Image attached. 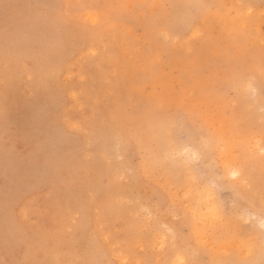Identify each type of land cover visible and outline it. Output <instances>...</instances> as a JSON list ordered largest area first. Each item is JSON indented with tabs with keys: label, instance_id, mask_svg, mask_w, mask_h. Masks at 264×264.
Wrapping results in <instances>:
<instances>
[{
	"label": "rangeland",
	"instance_id": "374dc122",
	"mask_svg": "<svg viewBox=\"0 0 264 264\" xmlns=\"http://www.w3.org/2000/svg\"><path fill=\"white\" fill-rule=\"evenodd\" d=\"M263 5L264 0H0V264H89L100 259L113 264H264V241L260 235L264 160L253 150L264 118L260 74L264 68ZM52 18L61 22L51 24ZM192 28L200 30L199 34H193ZM167 30L178 36L170 35L172 41H166L161 33ZM187 46L193 53L188 52ZM178 57L190 58L193 63L184 65ZM181 66H186L183 82L196 90L193 95H176L171 101L150 94L151 81L159 74L172 77V85L179 91L176 77L181 76ZM190 73L201 81L194 83ZM251 75L257 76L255 96L241 88ZM150 102L151 107L163 105L170 112L181 107L194 116L197 129L210 128L220 141V150L208 152L194 166L202 184L215 181L216 202L231 213V220L217 227L213 235L193 219V212L201 206L195 186L189 201L184 199L187 182L183 177L175 179L179 174L174 171L164 173L162 180L152 181L164 195L150 205L156 218L150 231L146 229L147 222L139 220L123 203L125 198L145 194L146 179L141 180L136 193L123 186L112 198L97 204L89 197V207H79L82 191L104 188L109 177L115 179L117 171L132 170L142 178L153 172L161 175L162 170L153 167L157 144L147 125ZM73 121L80 129L75 133L67 128ZM115 129L126 136H137L139 143L146 144L117 153L112 140ZM198 139V135L185 137L184 142L194 145ZM226 162H237L234 164L245 170L248 186L224 176ZM161 199L164 202L157 208ZM173 208L179 209L180 220L173 219ZM166 228L177 235L173 238ZM104 235L107 241H96L95 237ZM113 243L118 244L117 248ZM243 244L249 252H244ZM110 253L114 257L117 253L118 260ZM119 256L128 260L123 262ZM177 257L184 258L179 261Z\"/></svg>",
	"mask_w": 264,
	"mask_h": 264
},
{
	"label": "snow or ice",
	"instance_id": "6c2138e0",
	"mask_svg": "<svg viewBox=\"0 0 264 264\" xmlns=\"http://www.w3.org/2000/svg\"><path fill=\"white\" fill-rule=\"evenodd\" d=\"M137 7H143L137 6ZM160 7H163L162 5ZM159 19V17L157 18ZM59 18H52L49 23L58 25ZM166 41H172V37L167 32L161 33ZM95 55V52H92ZM261 84L264 85V68L261 69ZM245 89L253 96L256 95L258 87L256 86V77L249 76ZM238 91V89H237ZM264 113V108L261 109ZM148 128L152 131L153 137L157 144V151L154 158L153 167L162 170L161 175L157 176L154 172L151 176L141 177L132 170H125L123 173L117 171L115 179L109 177L108 184L102 189H86L79 194L78 204L81 209L89 207V197L92 203H100L106 199L112 198L118 194V191L127 186L133 192L140 189L141 180L146 179L148 182L144 184L145 194L135 198H127L123 203L128 210L135 213L136 217L146 223V229L150 231L151 223L154 220V211L150 204L156 197L163 198V192L155 186L152 181L163 179V174L168 171L178 173L177 179L183 177L186 182V191L184 199H188L193 191V186L199 197L198 203L201 207L193 212V219L200 225H203L207 234L213 235L216 228L225 224L231 218L229 209L222 204L216 202V191L218 185L215 181L202 184V177L195 172V165L210 151L220 150V141L214 135L210 128L201 126L199 129L195 127L196 121L194 116L184 111L181 107H177L174 112L165 109L163 105L151 107L148 106ZM70 132H77L80 129L76 125L67 127ZM199 136L197 143L190 145L184 142V138L189 139ZM112 140L117 153L121 151H131L134 147H139L137 137L133 135H124L119 129H115L112 133ZM253 150L259 154L264 160V118L261 120L259 138L255 141ZM122 158V157H121ZM223 174L231 181H239L241 186H248V180L244 176L243 169L232 164H225ZM235 188L236 186L233 185ZM151 194H148V193ZM239 195V193H238ZM163 199L157 202V208L163 203ZM69 211L72 205L69 204ZM261 212L264 213V198L261 200ZM172 215L174 220H180L179 209L173 208ZM255 219V217H252ZM187 218L185 217V221ZM75 223V221H73ZM243 226L242 224L240 225ZM260 235L264 241V216L260 219ZM72 229L69 228V231ZM103 232V228H101ZM170 235L175 236L172 229H168ZM104 243L107 237H96V241ZM163 247V243H161ZM79 264V262H77ZM89 264H113V261L100 259L90 261ZM181 264L183 262L181 261ZM242 264V262H238Z\"/></svg>",
	"mask_w": 264,
	"mask_h": 264
},
{
	"label": "bare ground",
	"instance_id": "6f19581e",
	"mask_svg": "<svg viewBox=\"0 0 264 264\" xmlns=\"http://www.w3.org/2000/svg\"><path fill=\"white\" fill-rule=\"evenodd\" d=\"M253 1H254V0H253ZM255 1H256V0H255ZM40 2H41V1H40ZM249 2H250V1H249ZM68 3H69V2H68ZM116 4H117V3H116ZM236 4H237V3H236ZM263 6H264V5H263ZM234 7H235V5H234ZM248 7H250V6H248ZM167 8H168V7H167ZM244 8H245V7H244ZM244 8H243V9H244ZM246 10H247V8H246ZM254 10H255V9H254ZM256 10H257V9H256ZM261 10H262V7H261ZM261 10H260V11L257 10V11H258L259 13H260V12H263V11H261ZM257 11H256V12H257ZM235 12H236V11H235ZM240 12H241V10H240ZM252 12H253V11H252ZM108 13H109V12H108ZM242 13H244V12H242ZM257 14H258V13H257ZM92 15H94V13H93ZM237 15H238V14H237ZM240 15H241V14H240ZM107 16H108V15H107ZM97 17H98V16H97ZM224 17H225V16H224ZM241 17H243V16H241ZM251 17H252V16H251ZM93 18H94V20H95V17H94V16H93ZM93 18H92V19H93ZM198 19H199V18H198ZM115 20H116V19H115ZM246 20H247V19H246ZM202 21H203V20H202ZM205 21H206V20H205ZM235 21H236V20H235ZM249 21H251V20H249ZM249 21H248V22H249ZM199 23H200V22H199ZM199 23H198V24H199ZM241 23H242V22H241ZM178 24H179V23H178ZM187 25H188V24H187ZM242 25H244V24H241V26H242ZM248 25H249V24H248ZM250 25H251V24H250ZM122 26H123V24H122ZM152 26H153V25H152ZM220 26H221V25H220ZM251 26H254V25H251ZM141 27H142V26H141ZM197 27H198V26H197ZM197 27H196V28H197ZM218 27H219V26H218ZM120 28H121V27H120ZM132 28H134V27H132ZM179 28H180V27H179ZM182 28H183V27H182ZM182 28H180V29L182 30ZM196 28H195V29H196ZM230 28H231V27H230ZM122 29H123V28H122ZM195 29H194V30H193V28L191 29V30H193L192 33L195 34V35H196V34H199V33H197V31H200V30H197V31H196ZM233 29H234V28H233ZM147 30H149V29H147ZM184 30H185V29H184ZM228 30H230V29H228ZM257 30H258V29H257ZM185 31H186V30H185ZM242 31H243V30H242ZM246 31H247V30H246ZM121 32H122V30H121ZM131 32H132V31H131ZM165 32L169 33L168 30L165 31ZM179 32H181V31H179ZM183 32H184V31H183ZM189 32H190V31H189ZM189 32H188V35H190ZM160 33H161V31H160ZM229 33H230V32H229ZM158 34H159V33H158ZM179 34H180V33H179ZM193 34H192V35H193ZM101 35H102V34H101ZM169 35H171V34L169 33ZM182 35H183V34H182ZM192 35H191V36H192ZM249 35H250V34H249ZM249 35H248V36H249ZM108 36H109V35H108ZM159 36H161V35H159ZM171 36H172V35H171ZM177 36H178V35H177ZM177 36H176V37H177ZM261 36H262V35H261ZM126 37H127V36H126ZM138 37H139V36H138ZM140 37H141V36H140ZM172 37H173V38H176L175 36H172ZM184 37H185V36H184ZM222 37H223V36H222ZM222 37H221V38H222ZM110 38H111V37H110ZM181 38H182V37H181ZM185 38H186V37H185ZM196 38H197V37H196ZM243 38H244V37H243ZM246 38H247V37H246ZM250 38H251V37H250ZM98 39H99V38H98ZM98 39H97V40H98ZM118 39H119V38H118ZM128 39H129V38H128ZM160 39H161V38H160ZM186 39H187V38H186ZM232 39H233V38H232ZM234 39H235V38H234ZM234 39H233V40H234ZM252 39H253V38H252ZM256 39H258V38H256ZM119 40H120V39H119ZM177 40H178V38H177ZM233 40H231V41H233ZM262 40H263V39H262ZM103 41H104V40H103ZM133 41H134V40H133ZM133 41H132V42H133ZM139 41H140V40H139ZM145 41H146V40H145ZM181 41H182V40H180L179 43H180ZM254 41L256 42V40H254ZM259 41H260V40H259ZM101 42H102V41H101ZM208 42H209V41H208ZM233 42H234V41H233ZM236 42H237V41H236ZM236 42H235V43H236ZM255 42H254V43H255ZM257 42H258V41H257ZM111 43H112V42H111ZM146 43H147V42H146ZM262 43H263V42H262ZM102 44H103V43H102ZM133 44H135V42H134ZM210 44H211V43H210ZM226 44H228V43H226ZM233 44H234V43H233ZM243 44H244V43H243ZM257 44H258V43H257ZM259 44H261V43L259 42ZM105 45H106V43H105ZM127 45H128V43H127ZM236 45H237V44H236ZM238 45H239V44H238ZM238 45H237V46H238ZM98 46H99V45H98ZM101 46H102V45H101ZM108 46H109V45H107V47H108ZM241 46H242V45H241ZM114 47H115V46H114ZM134 47H135V46H134ZM176 47H177V46H176ZM187 47H188V50H189L188 52H189V53H193L192 49H191L189 46H187ZM104 48H105V47H104ZM140 48H141V47H140ZM185 48H186V47H185ZM193 48H194V47H193ZM102 49H103V47H102ZM107 49H108V48H107ZM182 49H183V48H182ZM236 49H238V47H237ZM239 49H241L240 46H239ZM239 49H238V50H239ZM86 50H87V49H85L84 52H85ZM88 50H90V49L88 48ZM114 50H116V49H114ZM185 50H186V49H185ZM37 51H38V50H37ZM111 51H112V50H111ZM136 51H137V50H136ZM186 51H187V50H186ZM197 51H198V50H197ZM236 51H237V50H236ZM239 51H241V50H239ZM246 51H247V50H246ZM86 52H87V51H86ZM109 52H110V51H109ZM261 52H262V51H261ZM111 53H112V52H111ZM114 53H115V52H114ZM162 53H163V52H162ZM201 53H202V56H203V55H204L203 52H201ZM201 53H200V54H201ZM235 53H237V52H235ZM183 54H184V53H183ZM183 54H182V55H183ZM195 54H196V53H195ZM230 54H231V53H230ZM252 54H253V53H252ZM21 55H22V54H21ZM112 55H113V54H112ZM115 55H116V54H114V56H115ZM127 55H128V54H127ZM132 55H133V53H132ZM184 55H185V54H184ZM224 55H226V54H224ZM259 55H260V54H259ZM45 56H46V55H45ZM60 56H61V55H60ZM140 56H141V55H140ZM145 56H146V55H145ZM204 56L206 57V55H204ZM204 56H203V58L205 59ZM250 56H251V55H250ZM106 57H109V56L106 55ZM148 57H149V56H148ZM163 57H164V56H163ZM194 57H195V56H194ZM257 57H259V56H257ZM35 58H36V57H35ZM112 58H113V56H112ZM114 58H115V57H114ZM114 58H113V59H114ZM138 58H139V57H138ZM141 58H142V57H141ZM206 58H207V57H206ZM223 58H224V57H223ZM251 58H253V57H251ZM259 58H261V57H259ZM108 59H109V58H108ZM118 59H119V58H118ZM155 59H156V58H155ZM189 59H190V58H188L187 60H183V59H181L180 57H178V61H180V62H181L182 64H184V65H190V64L193 63V61H191V60H189ZM240 59H241V60H242V59H245V57H244V58H240ZM261 59H262V58H261ZM58 60H59V59H58ZM114 60H115V59H114ZM136 60H137V59H136ZM148 60H149V59H148ZM148 60H147V61H148ZM104 61H105V60H104ZM106 61H107V59H106ZM155 61H156V60H155ZM216 61H217V60H216ZM238 61H240V60L238 59ZM247 61H248V60H247ZM247 61H245V62H247ZM255 61H256V60H255ZM115 62H116V61H115ZM143 62H145V61H143ZM240 62H241V61H240ZM135 63H136V62H135ZM195 63H196V62H195ZM142 64H143V63H141L140 65L142 66ZM196 64H197V63H196ZM242 64H243V63H242ZM100 65H101V64H100ZM112 65H113V64H112ZM256 65H257V64H256ZM40 66H41V65H40ZM242 66H243V65H242ZM259 66H260V65H259ZM95 67H96V66H95ZM124 67H125V66H124ZM189 67H191V66H189ZM189 67H188V69H189ZM216 67H217V66H216ZM246 67H247V66H246ZM260 67H261V66H260ZM191 68H193V66H192ZM253 68H254V67H253ZM43 69H44V68H43ZM83 69H84V66H83ZM113 69H114V68H113ZM238 69H239V68H238ZM244 69H245V66H244ZM244 69H243V70H244ZM102 70H103V69H102ZM102 70H101V71H102ZM185 70H186V66H181V67L179 68V74H180L181 76H177V77H176V81H177V84H178V87H179V91H176L175 88H174V86L172 85V77H170V76H168V75H166V76H162V75L159 74V75H156V76L152 79V81H151V84H150V86H151L150 94H151V95H155V97H157L158 99H164V100H167L166 98H168V99L171 100V101L176 99V95H187V96H188V95H193L192 93H195L196 90L194 91V90L190 89L189 87H187V86L185 85L186 83H184V82H183V79H182L183 72H184ZM113 71H114V70H113ZM149 71H150V70H149ZM237 71H238V70H237ZM237 71H236V72H237ZM129 72H132V71H129ZM241 72L243 73L244 71H241ZM11 73H12V72H11ZM54 73H56V72H54ZM143 73H144V71H143ZM221 73H222V72H221ZM242 73H240V74H242ZM258 73H259V72H258ZM44 74H45V73H44ZM146 74H147V73H146ZM230 74L232 75V73H230ZM251 74H252V73H251ZM260 74H261V73H260ZM135 75H136V74H135ZM139 75H140V74H139ZM188 75H189V73H188ZM65 76H66V75H65ZM251 76H252V75H251ZM113 77H114V76H113ZM256 77H257V76H256ZM190 78L194 81V83H197V84H198V81H201V80H198L199 78L197 79L196 75H195V74H192V73H190ZM237 78H238V77H237ZM110 79H111V78H110ZM200 79H201V78H200ZM51 81H52V80H51ZM116 81H117V80H116ZM124 81H125V80H124ZM224 81L227 82V80H224ZM231 81H232V80H231ZM231 81H230V82H231ZM245 81H246V80H245ZM67 82H68V81H67ZM112 82H113V80H112ZM114 82H115V81H114ZM259 82H260V80H259ZM259 82H258V83H259ZM124 83H125V82H124ZM217 83H218V81H217ZM221 83H222V82H221ZM246 83H247V81H246ZM115 84H116V82H115ZM199 84H200V82H199ZM124 85H125V84H124ZM189 85H190V84H188V86H189ZM232 85H233V84H232ZM241 85H242L241 88H244V87H245V83H244V82L241 83ZM257 85H258V84H257ZM259 85H260V84H259ZM115 86H116V85H115ZM191 87H192V85H191ZM233 87L236 88L234 85L232 86V88H233ZM259 87H260V86H259ZM261 87H262V84H261ZM261 87H260V88H261ZM148 88H149V87H148ZM195 88H197V87H195ZM237 88H238V87H237ZM239 88H240V87H239ZM72 89H73V88H72ZM115 89H116V88H115ZM120 89H121V88H120ZM193 89H194V88H193ZM130 90H131V89H130ZM130 90H129V91H130ZM147 90H148V89H147ZM76 91H77V90H76ZM106 91H107V90H106ZM53 92H54V91H53ZM109 92H110V91H109ZM130 92H131V91H130ZM218 92H219V91H218ZM245 92H246V90H245ZM69 93H70V92H69ZM72 93H73V91H71V95H72L71 97H73L74 102H76V101H75V98H74L75 96H73ZM104 93H105V92H104ZM118 93H119V92H118ZM128 93H129V92H128ZM221 93H222V92H221ZM58 94H59V93H58ZM76 94H78V93H76ZM76 94H74V95H76ZM120 94H121V93H120ZM219 94H220V92H219ZM239 94H240V93H239ZM239 94H238V95H239ZM69 95H70V94H69ZM129 95H130V94H129ZM131 95H132V94H131ZM251 95H252V94H251ZM119 96H120V95H118V97H119ZM218 96H219V95H218ZM69 97H70V96H69ZM133 97H134V96H133ZM182 97H183V96H182ZM197 97H198L197 99L199 100L200 97H199V96H197ZM215 97H216V96H215ZM219 97H220V96H219ZM256 97H257V96H256ZM256 97H255V98H256ZM116 98H117V97H116ZM118 99H119V98H118ZM179 99H180V98H179ZM203 99H204V98H203ZM220 99H221V98H220ZM230 99H231V98H230ZM222 100H223V99H222ZM183 101H184V100H182V103H183ZM203 101H206V99L203 100ZM231 101H233V100H231ZM263 101H264V100H263ZM156 102H157V100H156ZM161 102H163V101H161ZM165 102H166V101H165ZM175 102H177V101H175ZM196 102H197V101H196ZM200 102H201V101H200ZM253 102H254V101H253ZM76 103H78V102H76ZM103 103H104V102H103ZM159 103H160V102H159ZM163 103H164V102H163ZM169 103H170V102H169ZM169 103L166 102V104H169ZM184 103H186V101H185ZM202 103H203V102H202ZM209 103H210V102H208V104H209ZM116 104L118 105L119 103H116ZM172 104L174 105L175 103H172ZM217 104H218V103L216 102V105H217ZM137 105H138V104H137ZM211 106H212V104H211ZM227 106H228V105H227ZM227 106H226V107H227ZM257 106H258V105H257ZM170 107H171V106L169 105V108H170ZM252 107H254V106H252ZM209 108H211V107H209ZM116 109H117V108H116ZM132 109H133V108H132ZM260 109H261V108H260ZM127 110H128V109H127ZM130 110H131V109H130ZM147 110H148V108H147ZM213 111H214V110H213ZM246 111H247V110H246ZM251 111H252V110H251ZM111 112H112V111H111ZM221 112H222V111H221ZM236 112H237V111H236ZM258 112H259V111H258ZM108 113H109V112H108ZM118 113H119V112H118ZM222 113H223V112H222ZM237 113H238V112H237ZM245 113H246V112H245ZM106 114H107V113H106ZM240 114H241V113H240ZM236 115H237V114H236ZM238 115H239V113H238ZM112 116H113V115H112ZM213 116H214V115H213ZM223 116H224V115H223ZM250 116H251V114H250ZM262 116H264V114H263ZM113 117H114V116H113ZM113 117H112V118H113ZM235 117H236V116H235ZM241 117H242V115H241ZM69 118H70V117H69ZM119 118H120V117H119ZM237 118H238V117H237ZM237 118H236V119H237ZM248 118H249V117H248ZM259 118H260V117H259ZM219 119H220V118H219ZM219 119H218V120H219ZM224 119H225V118H224ZM243 119H244V118H243ZM70 120H71V119H70ZM225 120H226V119H225ZM225 120H224V121H225ZM71 121H72V120H71ZM224 121H223V122H224ZM226 121H228V120H226ZM226 121H225V122H226ZM231 121H232V120H231ZM107 122H108V121H107ZM244 122H245V121H244ZM69 123H71V122H69ZM119 123H120V122H119ZM141 123H142V122H141ZM231 123L233 124V121H232ZM71 124H74V125H75L74 121H73V123H71ZM71 124H70V125H71ZM76 124H77V123H76ZM229 124H230V123H229ZM259 124H260V123H259ZM259 124H257V125H259ZM68 125H69V124H68ZM142 125H143V124H142ZM221 126H223V125H221ZM229 126H230V125H229ZM234 126H237V125H234ZM112 127H113V126H112ZM118 127H119V126H118ZM120 127H121V126H120ZM122 127H123V126H122ZM134 127H135V126H134ZM134 127H133V128H134ZM140 127H141V126H140ZM231 127H232V126H231ZM257 127H258V126H257ZM78 128H79V127H78ZM124 128H125V127H124ZM239 128H240V127H239ZM242 128H243V127H242ZM258 128H259V127H258ZM145 129H146V128H145ZM229 129L231 130V128H229ZM233 129H234V128H233ZM139 130H140V129H139ZM215 130H216V129H215ZM230 130L228 131V133L230 132ZM234 130H235V129H234ZM256 130H257V129H256ZM258 130H259V129H258ZM124 131H125V130H124ZM132 131H133V130H132ZM236 131H239V130H236ZM243 131H244V129H243ZM122 132H123V131H122ZM146 132H147V131H146ZM216 132H217V131H216ZM136 133H138V132H136ZM217 133H218V132H217ZM224 133H225V132H224ZM228 133H227V135H228ZM218 134H219V133H218ZM148 136H149V135H148ZM148 136H147V138H148ZM233 136H234V135H233ZM233 136H232V137H233ZM136 137H137V136H136ZM221 137H222V136H221ZM225 137H226V136H225ZM149 138H152V136H151V137L149 136ZM149 138H148V140H151V139H149ZM227 138H228V137H227ZM227 138H226V139H227ZM234 138H235V137H234ZM222 139H223V137H222ZM85 141H86V140H85ZM144 141H147V140L144 139ZM144 141H143V142H144ZM233 141H234V140H233ZM99 142H100V141H99ZM234 142H235V141H234ZM243 142H244V141H243ZM253 142H254V141H253ZM140 143H141V145L146 144V143H142V142H140ZM140 143H139V144H140ZM249 143H250V142H249ZM99 144H100V143H99ZM99 144H98V145H99ZM250 144H251V143H250ZM151 146H152V145H150L149 147L151 148ZM156 146H157V145H156ZM139 147H140V145H139ZM143 147H144V146H143ZM149 147L146 146V149H148ZM154 147H155V146H154ZM239 148H241V147H239ZM246 148H248V147H246ZM143 149H145V147H144ZM97 150H98V149H97ZM151 151H152V150H151ZM241 151H242V150H241ZM146 152H147V150H146ZM233 152H234V151H233ZM235 152H236V151H235ZM102 153H103V152H102ZM147 153H148V152H147ZM155 153H156V152H155ZM247 153H248V151H246L245 154H247ZM250 153H251V152H250ZM106 154H107V153H106ZM143 154H144V153H143ZM221 155H222V154H221ZM236 155H237V154H235V156H236ZM122 156H123V155H122ZM152 156H153V158H155L154 155H152ZM228 156H229V155H228ZM240 156H241V154H240ZM111 157H112V156H111ZM141 157H142V156H141ZM229 157H230V156H229ZM229 157H228V158H229ZM246 157H247V156H246ZM250 157H251V156H250ZM238 158H239V156H238ZM244 158H245V156H244ZM247 158H248V157H247ZM251 158H252V157H251ZM10 159H11V158H10ZM248 159H249V158H248ZM248 159H247V160H248ZM90 160H91V159H90ZM106 160H108V159H106ZM118 160H119V159H118ZM146 160H147V159H146ZM85 161H86V160H85ZM88 161H89V160H88ZM109 161H110V160H109ZM222 161H223V160H222ZM250 161H251V160H250ZM96 162H97V161H96ZM122 162H123V161H122ZM247 162H248V161H247ZM255 162H256V161H255ZM234 163L236 164L237 162H234ZM234 163H233V162H232V163H230V162H226V163L223 164V168H224V165H225V164H232V165H235ZM252 163H253V162H252ZM89 164H90V163H89ZM93 165L95 166V164H93ZM110 165H111V164H110ZM113 165H115V164H113ZM117 165H118V164H117ZM239 165H240V164H239ZM35 166H36V165H35ZM111 166H112V165H111ZM235 166H236V165H235ZM241 166H243V164H242ZM248 166H249V165H248ZM252 166L254 167L255 165L253 164ZM96 168H97V167H96ZM118 168H119V167H118ZM244 168H245V167H244ZM249 168H250V167H249ZM98 169H99V168H98ZM105 169H106V168H105ZM105 169H104V170H105ZM247 169H248V168H247ZM247 169H246V171H247ZM101 170H102V169H101ZM140 170H142V169H140ZM243 170H244V169H243ZM251 170H252V169H251ZM143 171H144V170H143ZM147 171H148V170H147ZM244 171H245V170H244ZM100 172H101V171H100ZM101 173H102V172H101ZM161 173H162V172H161ZM244 173H245V172H244ZM249 173H250V172L248 171V174H249ZM145 174H146V173H145ZM148 174H151V173H148ZM172 174H173V173H172ZM251 174H252V173H251ZM112 175H113V174H112ZM166 175H167V174H166ZM113 176H114V175H113ZM146 176H147V175H146ZM250 177H251V176H250ZM165 178H167V177H165ZM28 179H29V178H28ZM167 179H168V178H167ZM171 179H174V178H171ZM175 179H177V178H175ZM262 179H263V178H262ZM157 180H158V179H157ZM248 180H249V178H248ZM258 180H259V179H258ZM166 181H167V180H166ZM171 181H172V180H171ZM175 181H177V180H175ZM260 181H261V180H260ZM50 182H51V181H50ZM50 182H49V183H50ZM179 182H181V181H179ZM185 182H186V181H185ZM236 182H237V181H236ZM262 182H263V181H262ZM262 182H261V183H262ZM51 183H52V182H51ZM155 183H156V182H155ZM181 183H182V182H181ZM261 183H260V185H261ZM30 184H31V183H30ZM163 184H164V183H163ZM248 184H249V183H248ZM89 185H90V184H89ZM105 185H106V184H105ZM166 185L168 186V184H166ZM175 185H176V184H175ZM180 185H183V184H180ZM13 186H14V185H13ZM140 186H141V185H140ZM54 188H55V187H54ZM12 189H13V188H12ZM122 189H124V188H122ZM164 189H165V188H164ZM166 189H167V188H166ZM171 189H172V188H171ZM173 189H174V188H173ZM175 190L179 191V189H175ZM13 191H14V190H13ZM126 191H127V189H126ZM177 191H176V192H177ZM181 191H182V190H181ZM119 192H120V191H119ZM128 192H129V191H128ZM140 192H141V191H140ZM140 192H138V193H140ZM167 192H168V191H167ZM135 193H136V192H135ZM170 193H171V192H170ZM258 193H259V192H258ZM182 194H183V193H182ZM196 194H197V193H196ZM171 195H173V194H171ZM184 195H185V194H184ZM184 195H183V196H184ZM262 195H263V194H262ZM3 196H4V195H3ZM10 196H12V195H10ZM121 196H122V195H121ZM137 196H138V195H137ZM180 196H182V195H180ZM195 196H196V195H195ZM195 196H194V198H192V200L195 199ZM176 197H177V196H176ZM190 197H191V196H190ZM252 197H253V196H252ZM173 198H175V197L173 196ZM196 198H197V197H196ZM236 198H237V197H236ZM262 198H264V197H262ZM126 199H127V198H125V199H123V200H126ZM171 199H172V198H171ZM190 199H191V198H190ZM237 199H238V198H237ZM172 200H174V199H172ZM187 200H188V199H187ZM110 201H111V200H110ZM188 201H189V200H188ZM188 201H187V202H188ZM248 201H249V200H248ZM32 202H33V201H32ZM185 202H186V201H185ZM187 202H186V203H187ZM25 203H26V202H25ZM173 203H174V202H173ZM182 203H183V202H182ZM186 203H185V204H186ZM191 203H192V202H191ZM191 203H190V204H191ZM26 204H27V203H26ZM76 204H77V203H76ZM178 204H180V203H178ZM183 204H184V203H183ZM252 204H253V203H252ZM256 204H257V203H256ZM100 205H101V204H100ZM150 205H151V204H150ZM172 205H173V204H172ZM152 206H153V205H152ZM191 206H192V204H191ZM6 207H7V206H6ZM115 207H116V206H115ZM192 207L194 208V206H192ZM200 207H201V206H200ZM200 207H199V208H200ZM181 208H182V207H181ZM186 208H187V206H186ZM189 208H190V207H189ZM199 208H198V209H199ZM238 208H239V207H238ZM254 208H255V207H254ZM256 208H257V207H256ZM256 208H255V209H256ZM95 209H96V208H95ZM116 209H117V208H116ZM122 209H123V208H122ZM176 209H177V208H176ZM257 209H258V208H257ZM120 210H121V208H120ZM120 210H119V211H120ZM170 210H171V209H170ZM183 210H184V209H183ZM195 210H196V209H195ZM68 211H69V210H68ZM79 211H80L81 213H84V212L81 211V210H79ZM79 211H78V214L81 215V213H79ZM108 211H109V210H108ZM193 211H194V210H193ZM193 211H192V212H193ZM68 213H69V212H68ZM85 213H86V212H85ZM124 213H125V212H124ZM171 214H172V213H171ZM255 214H256V213H255ZM24 215H25V214H24ZM58 215H59V214H58ZM74 215H76V214H74ZM82 215H83V214H82ZM82 215H81L80 217H82V220H84L85 217H83ZM84 215H85V214H84ZM117 215H118V214H117ZM22 216H23V215H22ZM99 216H100V215H99ZM127 216H128V215H127ZM245 216H246V215H245ZM80 217H79V218H80ZM100 217H101V216H100ZM106 217H107V216H106ZM110 217H111V215H110ZM83 218H84V219H83ZM98 218H99V217H98ZM101 218H102V217H101ZM107 218H109V216H108ZM107 218L105 219L106 222H107ZM114 218H117V216H116V217L114 216ZM123 218H124V217H123ZM9 219H10V218H9ZM80 219H81V218H80ZM155 219H156V218H155ZM162 219H163V218H162ZM64 220H65V219H64ZM98 220H99V219H98ZM109 220H110V219H108V221H109ZM230 220H231V219H230ZM243 220H244V219H243ZM80 221H81V220H80ZM78 222H79V220H78ZM83 222H85V221H83ZM100 222H102V220H101ZM103 222H104V221H103ZM108 223H109V222H108ZM139 223H140V222H139ZM157 223H158V222H157ZM71 224H72V223H71ZM75 224H76V223H75ZM75 224H74V226H75ZM80 224H81V223H80ZM132 224H133V223H132ZM137 224H138V223H137ZM140 224H142V223H140ZM143 224H144V223H143ZM145 224H146V223H145ZM163 224H164V223H163ZM163 224H162V225H163ZM124 225H125V224H124ZM135 225H136V224H135ZM194 225H195V224H194ZM70 226L72 227V225H70ZM77 226H78V225H77ZM133 226H134V225H133ZM171 226H172V225H171ZM78 227H79V226H78ZM94 227H96V226H94ZM108 227H109V226H107V228H108ZM151 227H152V226H151ZM41 228H42V227H41ZM72 228H73V227H72ZM72 228H71V229H72ZM135 228H137V227H135ZM140 228H141V227H140ZM154 228H156V227H154ZM172 228H173V227H172ZM221 228H222V227H221ZM224 228H225V227H224ZM12 229H13V228H12ZM16 229H17V228H16ZM67 229H68V228H67ZM75 229H76V228H75ZM133 229H134V228H133ZM189 229H190V228H189ZM97 230H98V229H97ZM100 230H101V228H100ZM106 230H107V229H106ZM127 230H128V229H127ZM130 230H131V229H130ZM140 230H141V229H140ZM142 230H143V229H142ZM154 230H155V229H154ZM167 230H168V229L166 228V231H167ZM173 230L175 231V229H173ZM217 230H218V229H217ZM14 231H15V230H14ZM22 231H23V230H22ZM95 231H96V230H95ZM98 231H99V230H98ZM104 231H105V229H104ZM107 231H108V230H107ZM151 231H153V228H152ZM191 231H192V230H191ZM33 232H34V231H33ZM33 232H32V233H33ZM138 232H139V230H138ZM146 232H147V231H146ZM146 232H145V233H146ZM175 232H176V231H175ZM175 232H174V233H175ZM220 232H221V231H220ZM141 233H142V232H140V234H141ZM143 233H144V232H143ZM161 233H162V232H161ZM161 233H160V234H161ZM177 233H178V232H176L175 235H177ZM215 233H216V232H215ZM41 234H42V233H41ZM133 234H134V233H133ZM148 234H149V232H148ZM66 235H67V234H66ZM97 235H98V233H97ZM99 235H101V234H99ZM105 235H106V234H105ZM105 235H104V237H105ZM137 235H138V233H137ZM162 235H163V233H162ZM162 235H161V236H162ZM21 236H22V235H21ZM92 236H93V234H92ZM146 236H147V235H146ZM150 236H151V235H150ZM150 236H148V237H150ZM206 236H207V235H206ZM51 237H52V236H51ZM97 237H98V236H97ZM172 237H173V236H172ZM30 238H31V237H30ZM57 238H58V237H57ZM83 238H84V237H83ZM95 238H96V237H95ZM108 238H109V237H108ZM113 238H115V237H113ZM126 238H127V237H126ZM162 238H163V236H162ZM162 238H161V240H162ZM166 238H167V237H166ZM90 239H91V238H90ZM204 239H205V238H204ZM112 240H114V239H112ZM115 240H116V239H115ZM156 240H159L158 237H157ZM156 240H154V242H156ZM161 240H160V243H159L160 245H161V242H162ZM207 240H208V239H207ZM251 240H252V239H251ZM73 241H74V240H73ZM94 241H95V240H93L92 243H94ZM106 241H107V240H106ZM165 241H166V239H165ZM248 241H249V240H248ZM3 242H4V241H3ZM115 242H116V241H115ZM115 242H114V243H115ZM147 242H149V241H147ZM151 242H152V241H151ZM163 242H164V241H163ZM38 243H39V241H38ZM89 243H90V242H89ZM95 243H97V242H95ZM114 243H113L112 245H114ZM116 243H117V242H116ZM175 243H176V242H175ZM27 244H29V243H27ZM100 244H101V243H100ZM159 244H158V246H160ZM163 244H164V243H163ZM193 244H194V243H193ZM251 244H252V242H251ZM32 245H33V244H32ZM92 245H93V244H92ZM95 245H96V244H95ZM116 245H118V244H116ZM116 245H114V246H116ZM151 245H152V243H151ZM170 245H172V244H170ZM170 245H169V247H170ZM173 245H174V244H173ZM176 245H177V244H176ZM176 245H174V247H176ZM107 246H109V245H107ZM124 246H125V245H124ZM139 246H140V245H139ZM205 246H206V245H205ZM220 246H221V245H220ZM27 247H28V246H27ZM27 247H26V248H27ZM87 247H88V246H87ZM169 247H167V248H169ZM215 247H216V246H215ZM233 247H235V246H233ZM242 247H243L244 250H245L244 252H249V248H248L247 245L243 244ZM9 248H10V247H9ZM85 248H86V247H85ZM91 248H94V246L91 247ZM116 248H117V246H116ZM116 248H114V249H116ZM118 248H119V247H118ZM121 248H122V247H121ZM124 248H125V247H124ZM162 248H163V247H162ZM165 248H166V247H165ZM171 248H172V247H171ZM24 249H25V248H24ZM98 249H99V246H98ZM98 249H96V247H95V251H94V249H93V251L96 252V250H98ZM122 249H123V248H122ZM136 249H137V248H136ZM141 249H142V248H141ZM177 249H178V248H177ZM177 249H176V250H177ZM223 249L225 250L224 247H223ZM223 249H222V250H223ZM250 249H251V248H250ZM101 250H103V249L101 248ZM131 250H135V249H131ZM169 250H170V249H169ZM50 251H51V250H50ZM99 251H100V250H99ZM119 251H121V249H120ZM119 251L117 250V253H118ZM122 251H123V250H122ZM179 251H180V250H179ZM198 251H199V250H198ZM254 251H255V250H254ZM90 252H91V251H90ZM111 252H112V251H111ZM124 252H125V251H124ZM176 252H177V251H176ZM206 252H207V251H205V253H206ZM244 252H243V253H244ZM103 253H104V252H103ZM103 253H102V254H103ZM117 253H115L116 257H114V255H112L113 253H112V254L110 253V254H111L112 257H114V258L117 259V258H118V257H117ZM125 253H126V252H125ZM166 253H167V252H166ZM166 253H165V254H166ZM57 254H58V253H57ZM99 254H100V253H99ZM102 254H101V255H102ZM106 254H107V253H106ZM119 254H120V253H118V255H119ZM159 254H160V253H159ZM187 254H188V253H187ZM199 254H200V253H199ZM245 254H246V256H248L247 253H245ZM96 255H97V253H96ZM103 255H104V254H103ZM171 255H172V253H171ZM171 255H169V256H171ZM173 255H174V254H173ZM183 255H184V254H183ZM142 256H143V255H142ZM184 256H185V255H184ZM211 256H212V255H211ZM32 257H33V255H32ZM35 257H36V256H35ZM74 257H75V256H74ZM74 257H73V258H74ZM93 257H95V256H93ZM93 257H92V258H93ZM99 257H101V256H99ZM119 257H120L119 259H122V258H124V257L127 258V255L125 256V254H124V257H123V256H122V257L119 256ZM135 257H136V256H135ZM148 257H149V256H148ZM160 257H161V256H160ZM165 257H168V256H165ZM36 258H37V257H36ZM126 258H125V259H126ZM157 258H158V257H157ZM169 258H170V257H169ZM177 258H178L177 260H179V258L182 260L184 257H182V258H181V257H177ZM194 258H196V257H194ZM210 258H211V257H210ZM218 258H219V257H218ZM261 258H262V257H261ZM77 259H78V258H77ZM82 259H83V258H82ZM95 259H96V258H95ZM99 259H100V258H99ZM125 259H124V260L122 259V261L124 262V261H127V260H128V259H127V260H125ZM160 259H162V257H161ZM160 259H159V260H160ZM163 259H165V258H163ZM229 259H230V258H229ZM117 260H118V259H117ZM155 260H156V259H155ZM194 260H195V259H194ZM32 261H33V260H32ZM78 261H79V260H78ZM157 261H158V260H157ZM179 261H180V260H179ZM195 261H196V260H195ZM33 262H34V261H33ZM33 262H32V263H33ZM118 262H121V260H119ZM135 262H136V261H135ZM137 262H138V261H137ZM137 262H136V264L140 263V262H138V263H137ZM163 262H164V261H163ZM176 262H177V261H176ZM182 262H183V261H182ZM196 262H197V261H196ZM196 262H195V263H196ZM231 262H233V261H231ZM36 263H37V262H36ZM128 263H129V262H128ZM131 263H132V262H131ZM211 263H212V262H211ZM123 264H124V263H123ZM177 264H179V263H177ZM185 264H186V263H185ZM196 264H197V263H196ZM198 264H199V263H198ZM200 264H202V263H200ZM222 264H223V263H222Z\"/></svg>",
	"mask_w": 264,
	"mask_h": 264
}]
</instances>
